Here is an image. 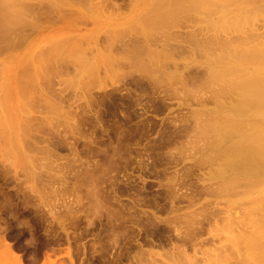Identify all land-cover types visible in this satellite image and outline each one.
<instances>
[{"label":"rangeland","instance_id":"1","mask_svg":"<svg viewBox=\"0 0 264 264\" xmlns=\"http://www.w3.org/2000/svg\"><path fill=\"white\" fill-rule=\"evenodd\" d=\"M0 7V264H249L257 241L264 253V159L261 176H220L214 134L229 113L244 134L264 129L263 105L231 112L238 80L264 72V0ZM240 36L251 48L216 43Z\"/></svg>","mask_w":264,"mask_h":264},{"label":"bare ground","instance_id":"2","mask_svg":"<svg viewBox=\"0 0 264 264\" xmlns=\"http://www.w3.org/2000/svg\"><path fill=\"white\" fill-rule=\"evenodd\" d=\"M3 1V0H2ZM263 2V1H262ZM1 4H3V3H1ZM4 5V4H3ZM8 6H10V5H8ZM257 7V6H256ZM1 8V7H0ZM7 8V7H6ZM5 10V9H4ZM3 15H5V14H3ZM2 21V20H1ZM7 23V22H6ZM2 24H4V23H2ZM4 27V26H3ZM8 28H10V27H8ZM4 33V32H3ZM242 35V34H241ZM3 36V35H2ZM7 36V35H6ZM243 36H246V35H244L243 34ZM242 36H240V40L238 39H230L231 40V42L233 41V40H236V42H237V44H236V42L235 41H233V42H235L234 44H233V42L231 43L230 42V40L228 41V42H230V43H228V42H225V41H220V42H218V41H216V43H220L219 45L221 46L222 44V46L221 47H219V45L218 44H216V46L217 47H219V48H222V47H224V48H227V46H229L230 48H232L233 46L232 45H234V46H236L237 48H238V46L239 47H244V50H245V48H246V46L248 45V48H251V46L252 45H250L249 46V40H247L246 39V37H245V39L244 38H241ZM238 38H239V36H238ZM0 40H1V38H0ZM241 40H242V42H241ZM246 42H244V41ZM254 40V39H253ZM206 41H208V40H206ZM215 41V40H214ZM239 41H240V43H239ZM249 41V42H248ZM203 42V41H202ZM212 42V41H211ZM210 42V43H211ZM252 42V41H251ZM255 42V41H254ZM253 42V44H255V46H254V48H258V46H256V43H254ZM201 43V42H200ZM205 43V42H204ZM208 42H206V44H207ZM212 43H214V42H212ZM222 43V44H221ZM248 43V44H247ZM205 44V45H206ZM209 44V43H208ZM215 44V43H214ZM224 44H225V46H224ZM227 44V45H226ZM239 44V45H238ZM243 44V45H242ZM244 44H247L246 46L244 45ZM252 44V43H251ZM204 45V44H203ZM242 45V46H241ZM258 45H259V43H258ZM262 45V44H261ZM209 45H207V47H208ZM213 46V45H212ZM215 46V45H214ZM213 47V48H217V47ZM232 46V47H231ZM260 46V45H259ZM263 46V48H264V44L262 45ZM197 47H200L201 48V46H197ZM202 47H205V46H202ZM210 48H211V45L209 46ZM229 47L227 48V49H229ZM235 47V48H236ZM147 48H149V47H147ZM206 48V47H205ZM210 48H208V49H210ZM237 48H236V50H237ZM253 48V47H252ZM260 48H262V47H260ZM223 49V48H222ZM201 50V49H200ZM210 50H212V49H210ZM224 50V49H223ZM231 49H229V51H230ZM241 50H243V49H240V52H241ZM208 51V50H207ZM225 51H227L226 49H225ZM233 51V50H232ZM235 51V50H234ZM238 51V50H237ZM250 51H253V50H250ZM236 52V51H235ZM248 52H249V50H248ZM259 52H260V50H259ZM262 52V51H261ZM223 52H221V54H222ZM250 53V52H249ZM254 54L256 53V52H253ZM149 54H150V52H149ZM152 54V53H151ZM220 54V55H221ZM227 54H230V52H228L227 51ZM243 54V53H242ZM241 54V57L243 56ZM246 54H247V52H246ZM219 55V54H218ZM219 55V56H220ZM252 55V54H251ZM259 55V54H258ZM261 55V54H260ZM259 55V56H260ZM223 56H224V54L221 56L222 58H223ZM234 56H235V53H234ZM246 56V55H245ZM262 56V55H261ZM214 57H216V56H214ZM253 57L255 58L256 57V54H255V56L253 55ZM210 58V57H209ZM212 58V57H211ZM218 58V57H217ZM253 58V59H254ZM261 58V57H260ZM223 59H225V58H223ZM222 59V60H223ZM231 59V58H230ZM240 59V58H239ZM225 60H228V59H225ZM235 60V59H234ZM246 60V59H245ZM255 60V59H254ZM253 60V61H254ZM264 60V59H263ZM215 61H218V60H215ZM214 62V61H213ZM222 62V61H221ZM220 62V63H221ZM230 62V61H229ZM250 62V61H249ZM251 62H252V59H251ZM257 62V61H256ZM219 63V62H218ZM261 63H263V62H261ZM251 64V63H250ZM228 65V64H227ZM229 66V65H228ZM209 68V67H208ZM211 70H213V69H211ZM220 70V69H219ZM240 70V69H239ZM245 70V69H244ZM214 71H215V69H214ZM225 71V70H224ZM216 72V71H215ZM230 72V71H229ZM249 71H247V73H248ZM221 73L222 72H220L219 73V71H218V73H216V74H218V76L217 75H215V77L217 76L218 78H219V74L221 75ZM224 73V72H223ZM232 73H233V71H232ZM240 73V72H239ZM228 74V73H227ZM236 74V73H235ZM244 74V73H243ZM254 75L253 76H251V78L249 77H247V79H244L243 81L242 80H238V82L240 81V84H238V82L237 81H235V79H236V77H231V75H228V76H230L231 78H235L233 81H235V82H237V84H235V86H238L239 85V91L237 90V92H235V88L236 87H233V85H234V82L233 81H231L232 83V85L231 86H229V87H232V91L233 92H231V90H229V87L227 88V91L226 92H228V91H230L231 93H233L234 94V92L235 93H237V94H234L235 96H239V98H237L236 99V105H235V102H233L232 104H234V105H232V108H233V106L235 107L234 109H232V111L231 112H233V114L234 113H236L237 115H239L240 113L241 114H245V113H247V111L250 109V108H258L259 106H261V105H263L264 106V72H263V74L262 73H257V72H255V73H253ZM209 75H210V73H209ZM212 75V74H211ZM223 75V74H222ZM224 75H225V73H224ZM233 76V75H232ZM236 76H239L238 74H236ZM212 77H214V75L212 76ZM211 77V78H212ZM240 77H241V75H240ZM220 78H225V77H220ZM226 78L228 79L229 77H227L226 76ZM225 78V79H226ZM231 78H230V80H231ZM237 79H239V77H237ZM236 79V80H237ZM214 80H215V78H214ZM230 80H229V83H230ZM219 81V80H218ZM222 81V80H221ZM220 81V82H221ZM224 81V80H223ZM242 81V82H241ZM225 83H227L226 85H228V82H227V80L226 81H224ZM217 83V82H216ZM218 84V83H217ZM230 85V84H229ZM227 87V86H226ZM220 88H222V87H220ZM223 88H225V87H223ZM222 88V89H223ZM223 90H226V89H223ZM220 92L221 91H219V94H220ZM223 92V91H222ZM225 93V92H224ZM227 95V94H226ZM226 95H224L223 94V96H222V98L225 96L226 97ZM231 95V94H230ZM229 95V96H230ZM228 96V97H229ZM217 97V96H216ZM218 98L219 99H221L220 98V95L218 96ZM216 100H218L217 98H216ZM225 100H226V98H225ZM225 100H224V102H225ZM234 100V99H233ZM232 100V101H233ZM219 101V100H218ZM218 101H217V103H218ZM229 101V100H228ZM228 101H226V102H228ZM219 103H220V101H219ZM229 104H230V102H229ZM226 106V105H225ZM224 106V107H225ZM262 106V107H263ZM229 108V107H228ZM255 108V109H256ZM258 109H260V108H258ZM261 110V109H260ZM230 111V110H229ZM263 111V110H262ZM253 111L251 110V112L250 113H252ZM249 113V112H248ZM247 113V114H248ZM260 113V112H259ZM208 114V113H207ZM206 114V116H208ZM212 114V113H211ZM256 114V113H255ZM216 115V114H215ZM226 115H228V113L226 114ZM229 115H231L230 113H229ZM227 116V117H225V116H223V117H225V119H231V117L233 116V115H231V117L230 116ZM249 115H251L252 117H253V115L252 114H249ZM235 116V115H234ZM248 116V115H247ZM261 116V117H260ZM221 117V116H220ZM229 117V118H228ZM236 117V116H235ZM258 117L259 118H262L263 119V121H264V112L263 113H260V115H258ZM209 118V117H208ZM249 118V117H248ZM251 118V117H250ZM224 119V118H223ZM224 119V120H225ZM233 119V118H232ZM226 120L227 121V123H226V121H225V123L226 124H229V125H224V122H221V121H224V120H222V118H221V121H219L220 123H218L217 124V122L218 121H215V120H213V124H212V120H210L211 121V124L212 125H214L215 123H216V125H217V127H218V129H217V127H216V125H214L215 127H216V130H218V131H216L215 130V132H214V130L212 129V125L210 124V122L209 123H207L208 124V126H207V124H205L204 125V127L206 126V128H208V129H210V127H211V129L210 130H212L213 132H214V134L216 133V132H218L217 134H220L221 133V131L222 130H224L225 129V131H223V133H225L224 134V136H222V134H221V136H222V140H221V136L220 135H218L216 138H219L220 137V141H222V143L220 142V141H216V138L214 139L216 142H220L221 143V147H222V149L221 148H218V150H220V151H222V152H220V153H223L222 155H224V158H222V160H224V164L223 163H221V165H223V169H222V167L220 168V162H219V171L222 169V171L219 173V171H218V175H220L221 173V175L220 176H223L224 177V174L223 173H225V175H227L226 174V172H224L225 170L227 171V170H229V173L231 174V172H232V174L233 175H238V176H245V175H247V176H250V177H254V176H258V175H263L262 174V170H260V166L259 165H261L260 164V161H261V159H264V129L263 130H261L260 128H262V127H260L259 128V125L261 126V124H252V126H251V124H250V127L249 128H247L248 130H247V132H246V134H244V133H242V132H240V131H245V129H243L242 128V125H241V122H238V117H237V119L234 121V120ZM252 119H254V117L252 118ZM261 119V120H262ZM251 120V119H250ZM261 120H257L258 122H260V123H263L264 124V122H261ZM205 121H207V120H205ZM214 121H215V123H214ZM231 121V122H230ZM240 121V120H239ZM229 122V123H228ZM247 122V121H246ZM255 122V121H254ZM204 124V123H203ZM209 124L211 125V126H209ZM223 124V125H222ZM249 124V123H248ZM262 124V125H263ZM213 126V127H214ZM220 126H222V127H220ZM224 126V127H223ZM246 126V125H245ZM249 126V125H248ZM248 126H246V127H248ZM203 127V128H204ZM214 127V128H215ZM245 127V128H246ZM220 128H222V129H220ZM200 129V128H199ZM198 129V130H199ZM207 129V130H208ZM236 129V131H237V133H234V130ZM202 130V129H201ZM206 130V131H207ZM209 130V131H210ZM221 130V131H220ZM220 131V132H219ZM235 131V132H236ZM199 132H202V131H199ZM238 132H240V133H238ZM230 133V134H229ZM210 134V133H209ZM201 135V134H200ZM203 138V137H202ZM209 138V137H208ZM213 139V138H212ZM211 140V139H210ZM207 141V140H206ZM209 142V141H208ZM212 143H214V142H212ZM218 145H215V147H217ZM206 147H208V146H206ZM213 147V146H212ZM214 147V148H215ZM209 148V147H208ZM205 149V148H204ZM217 149V148H216ZM217 152V151H216ZM215 152V153H216ZM206 153H208V152H206ZM214 153V154H215ZM218 153H219V151H218ZM218 154L219 156H221V154ZM214 154H213V157H214ZM207 155H209V153L207 154ZM216 155H217V153H216ZM217 155V156H218ZM210 156V155H209ZM205 157V156H204ZM216 158V157H215ZM208 160H207V162H209V159H210V157L209 158H207ZM206 160V159H205ZM211 160V159H210ZM222 162V161H221ZM224 165H225V167H227L226 169H225V167H224ZM216 168H217V166H216ZM215 171H216V169H214ZM262 171V172H261ZM228 172V171H227ZM213 174V173H212ZM231 174V175H232ZM216 176H217V174H216ZM232 177V176H231ZM229 178V179H233V178ZM214 178V177H213ZM226 179H227V177H226ZM234 179H236L235 177H234ZM237 180V179H236ZM234 182H235V180H233ZM232 181V182H233ZM250 181V180H249ZM224 182H227L228 184H229V182L228 181H226L225 179H224ZM224 182H222V184L224 183ZM232 182H230V184L232 183ZM220 183H221V181H220ZM222 184H221V186H222ZM233 184V183H232ZM226 185V183L224 184V187H226L225 186ZM256 227V226H255ZM259 230H262V228H260ZM263 231V230H262ZM254 232V231H253ZM252 232V233H253ZM262 234L263 232H259V234ZM249 234H251V232L249 233ZM258 235V233L256 232V234L254 233V234H252V236H254L253 238H254V240L255 241H257V239H259V237H260V239H259V241L261 240L262 242H264V238L262 237L263 235H264V233H263V235H259V237L257 238L256 236ZM250 237H251V235H250ZM250 237H249V240H248V238L246 239V241L248 240L249 242H247L246 244H248V243H253V242H255L254 240L251 242V240H250ZM261 237L263 238V239H261ZM257 238V239H256ZM258 242V241H257ZM256 242V243H257ZM254 244V245H252V249L250 248L251 247V245H247L250 249H251V251H253V252H250L249 254H251L250 255V257L252 258V254H253V257H254V255H255V259H257V260H255V259H249V260H252V262L251 261H249L248 260V262H249V264H254V262L253 261H257L259 264H260V262L262 263V264H264L263 263V258H261V257H264L263 256V254L264 253H262L261 251H259V249H256V248H258V244ZM263 246V245H262ZM261 246V247H262ZM255 248V249H254ZM261 250H262V248H260ZM256 250H257V253H258V251H259V253L257 254V253H254V251L256 252ZM261 252V253H260ZM264 252V251H263ZM259 254H261V257L259 256ZM258 255V256H257ZM13 256V255H12ZM220 256V255H219ZM256 256H257V258H256ZM13 257H15V259H16V261L19 263V264H22L21 263V258H19L18 256H13ZM224 257V256H223ZM222 257V258H223ZM259 257H260V259L261 260H259ZM234 258V257H233ZM219 260H220V257H219ZM15 261V262H16ZM223 261V260H222ZM260 261V262H259ZM225 262V261H224ZM251 262V263H250ZM256 262V263H257ZM255 263V264H256ZM225 264V263H224Z\"/></svg>","mask_w":264,"mask_h":264}]
</instances>
